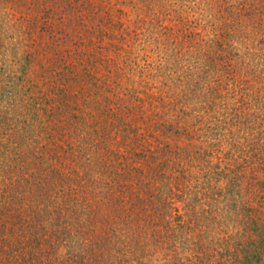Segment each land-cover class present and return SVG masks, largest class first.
I'll return each instance as SVG.
<instances>
[{
  "label": "trees",
  "instance_id": "obj_1",
  "mask_svg": "<svg viewBox=\"0 0 264 264\" xmlns=\"http://www.w3.org/2000/svg\"><path fill=\"white\" fill-rule=\"evenodd\" d=\"M116 81H105L94 99L79 91L83 104L76 103L78 112L65 101L67 96H58L56 106L46 113L45 126L38 123V113H31L32 107L10 110L0 94V106L5 107H0V120L6 122L5 127L0 125V264H220V260L243 264L237 256L254 251L247 248H254L256 239L250 235L233 245L230 233L237 230L235 225L248 221L256 232L257 221L252 218L254 212L240 214L235 204L217 203L222 189L218 185L242 187L247 170L257 160L261 161L258 171L264 170L260 169L264 165V111L253 118L251 114L247 129L255 128L257 134H247L252 139L244 135L232 156H224L226 162L220 169L219 163L212 166L209 161L220 154L213 143L204 147L205 142L185 146L171 142L181 134L190 136L183 127L188 114L200 120L196 116L200 114L185 111L183 91H175L173 101L169 100L173 110L161 112L158 107L145 108L148 95L139 92L138 83L123 80L118 85ZM100 91H104L100 95L104 103L99 101ZM259 93L254 96L264 105V87ZM104 112L113 119H106L105 126L101 123ZM212 115L209 121L217 120L215 112ZM103 187L104 193L96 198L94 193ZM194 188L208 195V203L201 209L196 204L183 205L186 215L193 218L201 213L202 219L209 220L206 227L215 232L207 234L225 236L224 256L215 262L208 252L216 243L212 239L177 243L170 237L181 236L169 224L171 200ZM228 220L235 225L226 227ZM158 247L167 249L159 251ZM170 251L173 256L168 255Z\"/></svg>",
  "mask_w": 264,
  "mask_h": 264
},
{
  "label": "rangeland",
  "instance_id": "obj_2",
  "mask_svg": "<svg viewBox=\"0 0 264 264\" xmlns=\"http://www.w3.org/2000/svg\"><path fill=\"white\" fill-rule=\"evenodd\" d=\"M260 30L264 32V0H0V94L10 110L32 107L31 113H38V123L45 126L46 113L56 106L58 96H67L65 101L78 112L76 103L80 107L83 103L77 93L94 99V92L105 81L138 83L142 87L139 92L148 95L145 108L158 107L161 112L173 110V93L181 90L189 101L183 99L185 111L200 114L196 115L200 120L188 114L183 127L190 136L181 134L171 142L181 146L205 142L204 147L213 143L220 154L209 161L212 166L219 163L221 169L224 156H232L244 135L252 139L247 134H257L255 128L247 129L251 114L253 118L264 111L263 100L254 96L264 87V33ZM100 95L104 96V91L98 96L104 103ZM109 96L113 97L112 93ZM75 106L78 108L73 109ZM214 112L217 120L209 121ZM108 117L101 122L104 126L106 119L113 120ZM0 125L5 127L6 122L0 120ZM260 162L247 170L242 187L234 190L228 183L218 185L222 189L217 203L235 204L240 214L254 212L252 218L257 221L256 232L249 221L241 226L229 220L225 223L237 228L230 233V244L243 243L250 235L256 239L254 248H247L254 251L237 256L243 264H264V170L258 171ZM96 170L95 166V174ZM199 190L176 194L184 201L171 200L169 224L181 236L170 237L177 243L212 239L216 243L208 252L213 253L215 262L224 256L225 236H214L211 226L206 227L209 220L202 219L201 213L188 218L183 210L186 204L201 209L208 203V195ZM100 193L104 187L94 193L96 198ZM219 263L224 264L222 260Z\"/></svg>",
  "mask_w": 264,
  "mask_h": 264
}]
</instances>
